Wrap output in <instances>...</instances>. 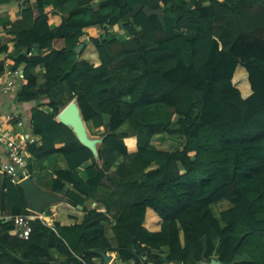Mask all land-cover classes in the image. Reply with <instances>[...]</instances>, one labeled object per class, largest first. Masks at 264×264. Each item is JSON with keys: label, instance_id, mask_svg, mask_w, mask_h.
I'll list each match as a JSON object with an SVG mask.
<instances>
[{"label": "trees", "instance_id": "16d2710c", "mask_svg": "<svg viewBox=\"0 0 264 264\" xmlns=\"http://www.w3.org/2000/svg\"><path fill=\"white\" fill-rule=\"evenodd\" d=\"M63 1L38 0L4 28L40 138L31 177L35 164L51 170L49 190L85 215L54 227L32 218L27 240L1 220L0 264H105L99 252L132 264H264V0H75L62 14ZM73 100L105 136L100 162L57 121ZM87 163L89 179L75 180ZM99 187L120 197L114 244L108 213L87 207ZM27 213L23 190L0 174V214ZM162 248L166 257L152 254Z\"/></svg>", "mask_w": 264, "mask_h": 264}, {"label": "crops", "instance_id": "0c3cea01", "mask_svg": "<svg viewBox=\"0 0 264 264\" xmlns=\"http://www.w3.org/2000/svg\"><path fill=\"white\" fill-rule=\"evenodd\" d=\"M100 1L102 0H96V2H100ZM22 2H25L26 6H23ZM37 2L38 0H20L0 6V37L2 38V43L7 44L8 46V52L0 53V62L3 60L6 61L11 60L14 62L13 58L19 54L18 50L14 48L15 46L13 42L14 35L12 34L11 31L5 30L4 21L10 20L12 22H17L18 20L21 19L24 8L28 6L36 7ZM53 8L54 6L47 8L49 14H51ZM76 8H77V4L75 0H65L61 4L56 5V10L62 14L69 13L75 10ZM114 35L118 38H124V39L127 38V34L123 30H120L119 26H116L114 28ZM83 43L87 45L89 44L88 36H86L83 39ZM31 108H32L31 105L24 104L18 101L17 91L0 93V115L13 113V112H20L24 116V118L31 123V114H30ZM0 154H4V149L1 146H0ZM56 157L59 166L62 169H68V164L64 159L63 155L58 154ZM30 161L32 163L33 157L30 159ZM89 165L90 163H87L84 166L77 169L73 173V178L77 181H81V180L87 181L89 179L87 174V167ZM32 175L33 176L31 178H33V180L36 182L38 186H40L43 190L51 191L49 190V187L54 179V175L51 170L49 169L43 170L40 165L35 164L34 172ZM119 199L120 197L113 195L112 190H110L109 188L99 187L93 202H89L87 204L88 208L98 209L104 213H108L107 215L109 217V221L105 222V225L107 227V236L110 238L112 244H114V236L111 233V229L114 228V226H116L118 218L121 214V211L118 210ZM222 207L225 206L222 205ZM84 215L85 212L83 207L75 208L74 206L68 204L67 202H61L46 208L43 214V221L51 227H54L55 223H58L62 226H69L75 223H79L84 218ZM4 216H7V218H9V215H4ZM153 229L158 230L159 224L155 223ZM103 253H105L107 256L112 257L113 260L111 261L110 264L124 263L122 260H120L116 252H103ZM167 253H168V248H162L161 250L158 251H152V254L161 255L163 258L167 256ZM52 254L55 257L56 261L61 262L63 260V257H61V255L55 250L52 251ZM97 263L100 264V261L98 260Z\"/></svg>", "mask_w": 264, "mask_h": 264}, {"label": "built area", "instance_id": "2783aa9c", "mask_svg": "<svg viewBox=\"0 0 264 264\" xmlns=\"http://www.w3.org/2000/svg\"><path fill=\"white\" fill-rule=\"evenodd\" d=\"M23 82L22 69L16 68L11 60L5 61L4 71L0 76V93L18 92ZM39 141L40 138L32 132L31 123L20 112L0 115V146L4 149V154H0V174L15 185L30 178L28 165L32 154L29 148ZM32 218L43 220V215L30 210L27 214L9 218L0 214V221H13L16 235L22 240L30 237L29 225Z\"/></svg>", "mask_w": 264, "mask_h": 264}, {"label": "water", "instance_id": "95a60500", "mask_svg": "<svg viewBox=\"0 0 264 264\" xmlns=\"http://www.w3.org/2000/svg\"><path fill=\"white\" fill-rule=\"evenodd\" d=\"M109 26V25H106ZM85 48V44L81 43L76 49L77 58H79L81 52ZM24 74V70H22ZM57 121L69 127L75 134L78 141L88 149H90L97 160L99 158V147L103 143L105 136L94 137L91 135L87 123L83 117L82 111L77 100L71 101L57 116ZM19 187L23 190L25 198L28 203V209L32 212L43 215L46 208L58 204L61 202H67L65 196L57 194L53 191L43 190L36 184L33 178H28L19 184ZM82 208V207H80ZM99 255L103 258L106 264H110L113 260L112 257L107 256L103 252H99ZM123 264H130L124 262ZM203 264H222L217 259H212L208 263Z\"/></svg>", "mask_w": 264, "mask_h": 264}, {"label": "rangeland", "instance_id": "374dc122", "mask_svg": "<svg viewBox=\"0 0 264 264\" xmlns=\"http://www.w3.org/2000/svg\"><path fill=\"white\" fill-rule=\"evenodd\" d=\"M67 105H68V104H67ZM67 105H66V106H67ZM63 109H64V108H63ZM47 110H48V109H47ZM48 111H49V110H48ZM174 126H175V128L178 127V125H177L176 123H175ZM89 131H90V133H91L92 136H94V137H101L100 135L97 134L96 131H93V130H89Z\"/></svg>", "mask_w": 264, "mask_h": 264}]
</instances>
